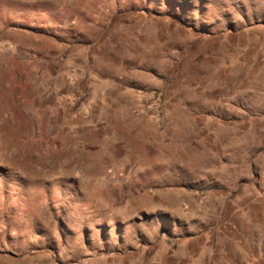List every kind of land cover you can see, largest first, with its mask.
Returning <instances> with one entry per match:
<instances>
[{
  "label": "rangeland",
  "instance_id": "obj_1",
  "mask_svg": "<svg viewBox=\"0 0 264 264\" xmlns=\"http://www.w3.org/2000/svg\"><path fill=\"white\" fill-rule=\"evenodd\" d=\"M0 264H264V0H0Z\"/></svg>",
  "mask_w": 264,
  "mask_h": 264
},
{
  "label": "trees",
  "instance_id": "obj_2",
  "mask_svg": "<svg viewBox=\"0 0 264 264\" xmlns=\"http://www.w3.org/2000/svg\"><path fill=\"white\" fill-rule=\"evenodd\" d=\"M215 189H216V188L200 189V190H198V192L201 193V194H204V193H206V192H208V191H213V190H215Z\"/></svg>",
  "mask_w": 264,
  "mask_h": 264
}]
</instances>
